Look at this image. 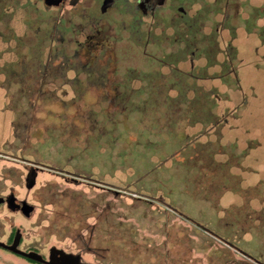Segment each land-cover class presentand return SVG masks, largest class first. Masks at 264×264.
Instances as JSON below:
<instances>
[{
	"label": "rangeland",
	"instance_id": "374dc122",
	"mask_svg": "<svg viewBox=\"0 0 264 264\" xmlns=\"http://www.w3.org/2000/svg\"><path fill=\"white\" fill-rule=\"evenodd\" d=\"M230 2L232 18L198 13L207 39L119 43L118 65L131 67L119 105L115 77L72 86L93 67L75 39L57 91L30 76L46 63L30 60L36 48L0 40V151L66 170L39 174L37 211L18 216L28 237L95 264H264V0ZM27 174L0 156V192L28 197Z\"/></svg>",
	"mask_w": 264,
	"mask_h": 264
},
{
	"label": "flooded vegetation",
	"instance_id": "af4514ba",
	"mask_svg": "<svg viewBox=\"0 0 264 264\" xmlns=\"http://www.w3.org/2000/svg\"><path fill=\"white\" fill-rule=\"evenodd\" d=\"M223 1L222 9L217 5L221 6L219 3L222 4ZM230 1L0 0V40L6 39L9 43L14 39L24 47L36 48L38 51L34 52V57L30 60H36L39 65H42L41 61L46 59V63L44 69L33 67L30 71L34 72L30 76L37 78L38 90L57 91L61 86L67 84L65 72L72 67L69 60L73 58L68 55L66 45L68 41L72 42L75 39L78 46L83 49L84 58L92 61L93 67L77 69L75 80L77 84L72 86L77 88H81V85L84 86L83 75L92 76V84L98 87H107L109 80L112 81V78L115 77L111 89L117 92L115 105H119L118 101L124 95L125 87L130 84L126 76L131 70L129 65L127 67L118 65V53L115 50L119 43L135 42L133 39H157L147 41L144 48L146 52L150 44L158 46L163 44L164 41H158V39H165V42L168 43L171 42V39H175L174 41L177 43L180 39H207L209 36L204 31L208 20L207 16L210 18V12H213L214 9H221L220 11L223 10L226 16L232 18ZM206 7H209V14L207 16L199 15L198 13H203ZM237 15L239 14L237 13ZM62 19L64 27L70 26V21L74 22V27L66 34L57 31L58 24ZM195 26H197V31H195ZM27 39H37V42L31 43ZM136 44L138 45V43ZM9 46L22 49L19 44L12 45L11 42ZM13 54L22 59L29 57L27 53L23 52L20 54L12 52ZM68 66L69 68H67ZM27 71L29 70L24 69L20 76L28 74ZM15 76H18V72L15 73ZM59 80L64 83H59ZM127 82L129 83L126 84ZM24 86V89H27L32 85ZM0 156L22 162L28 173L32 166L36 167L38 176L45 170L59 169L26 158L12 150L0 151ZM59 170H61L60 173L66 175L64 173L66 170ZM35 186L28 188L26 177L28 197H20L16 192V185H11L10 190L6 193L0 192L2 200L0 202V243L4 244H0V264H95L81 254L74 253L60 245L41 246L26 235L24 227L17 224L18 216L30 219L37 211L36 204L29 197ZM31 206V211L24 210L25 207L31 208ZM19 232L17 249L22 252L8 248L14 244ZM31 252L39 254L42 259H34L25 254ZM64 254H70L72 257H67ZM252 261L257 260L252 259Z\"/></svg>",
	"mask_w": 264,
	"mask_h": 264
},
{
	"label": "water",
	"instance_id": "95a60500",
	"mask_svg": "<svg viewBox=\"0 0 264 264\" xmlns=\"http://www.w3.org/2000/svg\"><path fill=\"white\" fill-rule=\"evenodd\" d=\"M37 177H38V170L36 167L32 166L31 169L29 170V173H28V176H27V181H28V188H33L36 183H37ZM2 200L0 199V202ZM28 205V204H27ZM169 206V205H168ZM170 208H172L174 211H176L177 213H179L180 215H182L183 217H186L187 216L178 211L177 209L173 208L172 206H169ZM25 211H31L32 210V206L31 208L29 207H25L24 209ZM196 225H198L199 227H201L202 229H204L205 231H207L208 233L212 234L213 236L217 237L218 239L222 240L223 242H225L226 244H228L229 246H231L232 248H234L235 250L241 252L242 254H244L245 256H248V257H251V255L243 250H241L239 247L235 246L234 244L226 241L224 238L220 237L218 234H216L214 231H212L211 229H209L208 227H204L202 226L201 224H198V223H195ZM19 237H20V232L18 233L17 235V238L14 242V244L12 246H9L8 248L12 249V250H17L19 252H22L20 250L17 249V245H18V242H19ZM0 244H3V243H0ZM4 245V244H3ZM26 255H28L29 257H32L34 259H42V257L37 254V253H34V252H31V253H25ZM65 256L67 257H72L70 254H64ZM78 259V258H77Z\"/></svg>",
	"mask_w": 264,
	"mask_h": 264
}]
</instances>
